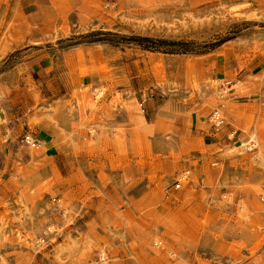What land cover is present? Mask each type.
<instances>
[{
  "label": "rangeland",
  "instance_id": "1",
  "mask_svg": "<svg viewBox=\"0 0 264 264\" xmlns=\"http://www.w3.org/2000/svg\"><path fill=\"white\" fill-rule=\"evenodd\" d=\"M29 2L0 0V264H264L238 149L264 142V0Z\"/></svg>",
  "mask_w": 264,
  "mask_h": 264
},
{
  "label": "bare ground",
  "instance_id": "2",
  "mask_svg": "<svg viewBox=\"0 0 264 264\" xmlns=\"http://www.w3.org/2000/svg\"><path fill=\"white\" fill-rule=\"evenodd\" d=\"M252 14L253 13H251V15ZM97 94L99 96L101 94V91L98 90ZM85 106H87L88 108H92L93 102H88V103L85 104ZM254 129L255 128L245 132L246 133V137H245V139L241 140V145L238 147V149L240 151H244V152L245 151H253V150L256 149L255 156L258 157L259 160H261L260 164H262V166H264V142L260 141L259 136H258V132H257V130H254ZM231 135L232 134H230V136ZM28 140H30L29 136H28ZM28 144H30V147H31V142H29Z\"/></svg>",
  "mask_w": 264,
  "mask_h": 264
},
{
  "label": "built area",
  "instance_id": "3",
  "mask_svg": "<svg viewBox=\"0 0 264 264\" xmlns=\"http://www.w3.org/2000/svg\"><path fill=\"white\" fill-rule=\"evenodd\" d=\"M223 97H224V94L221 95V98H223ZM209 122H210V127L214 133H219L224 128V126L226 125L225 119L223 118V116L220 115L218 110H213L210 113ZM226 137L228 139H231L232 136H230L229 133H227ZM32 141H33L32 142L33 146L37 144L36 141H34V140H32ZM178 186H179V184L176 185V187H178ZM104 260H105V256L99 255L96 262L102 263Z\"/></svg>",
  "mask_w": 264,
  "mask_h": 264
},
{
  "label": "crops",
  "instance_id": "4",
  "mask_svg": "<svg viewBox=\"0 0 264 264\" xmlns=\"http://www.w3.org/2000/svg\"><path fill=\"white\" fill-rule=\"evenodd\" d=\"M30 0H26V3L28 4V3H30L29 2ZM44 70V67L41 65V64H39V65H37V66H35V73L38 75V74H40L42 71ZM253 80V79H252ZM249 82H251V83H253L251 80L249 81ZM4 121V119L0 116V122H3ZM207 138H209V137H211L210 135H205ZM38 140V142H37V148H43L44 149V151H46V150H50L51 149V146H49V144H48V137H47V135H45L44 133H40V135L38 136V138H37Z\"/></svg>",
  "mask_w": 264,
  "mask_h": 264
},
{
  "label": "trees",
  "instance_id": "5",
  "mask_svg": "<svg viewBox=\"0 0 264 264\" xmlns=\"http://www.w3.org/2000/svg\"><path fill=\"white\" fill-rule=\"evenodd\" d=\"M145 40H147L148 38H144Z\"/></svg>",
  "mask_w": 264,
  "mask_h": 264
}]
</instances>
